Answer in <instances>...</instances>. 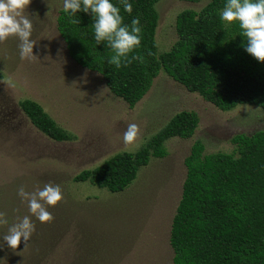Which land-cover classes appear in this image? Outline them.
I'll return each mask as SVG.
<instances>
[{
	"label": "rangeland",
	"instance_id": "rangeland-1",
	"mask_svg": "<svg viewBox=\"0 0 264 264\" xmlns=\"http://www.w3.org/2000/svg\"><path fill=\"white\" fill-rule=\"evenodd\" d=\"M70 1L0 0V264H174L171 228L193 143L203 142L206 154L232 153L233 137L264 131V110L222 111L164 71L131 109L70 57L57 28ZM210 1L157 4L160 53L178 40L177 15ZM254 12L248 3L224 15ZM24 99L76 139L40 132L19 106ZM182 111L199 116L192 138L168 140V155L151 158L125 191L74 181L117 153L138 151Z\"/></svg>",
	"mask_w": 264,
	"mask_h": 264
},
{
	"label": "trees",
	"instance_id": "trees-1",
	"mask_svg": "<svg viewBox=\"0 0 264 264\" xmlns=\"http://www.w3.org/2000/svg\"><path fill=\"white\" fill-rule=\"evenodd\" d=\"M160 1L71 0L59 12L58 32L70 57L102 75L131 109L164 71L222 111L243 105L264 110V0H211L200 11L180 12L178 40L164 53L156 41ZM248 3L253 14L226 20V11ZM19 106L48 138L76 139L38 102L24 99ZM198 125L196 112L177 113L138 151L117 153L74 181L123 192L151 158L168 155V140L190 139ZM232 143V153L206 154L197 140L184 161L187 174L170 238L174 264H264V131L239 134Z\"/></svg>",
	"mask_w": 264,
	"mask_h": 264
}]
</instances>
